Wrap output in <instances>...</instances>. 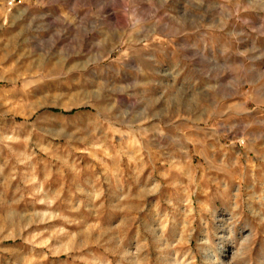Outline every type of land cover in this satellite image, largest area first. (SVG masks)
I'll list each match as a JSON object with an SVG mask.
<instances>
[{
	"label": "rangeland",
	"instance_id": "374dc122",
	"mask_svg": "<svg viewBox=\"0 0 264 264\" xmlns=\"http://www.w3.org/2000/svg\"><path fill=\"white\" fill-rule=\"evenodd\" d=\"M0 264H264V0H0Z\"/></svg>",
	"mask_w": 264,
	"mask_h": 264
}]
</instances>
